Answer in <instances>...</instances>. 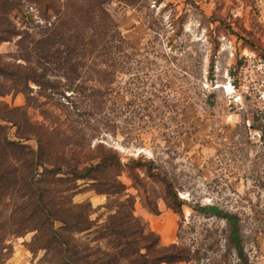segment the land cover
I'll use <instances>...</instances> for the list:
<instances>
[{"label": "rangeland", "instance_id": "1", "mask_svg": "<svg viewBox=\"0 0 264 264\" xmlns=\"http://www.w3.org/2000/svg\"><path fill=\"white\" fill-rule=\"evenodd\" d=\"M46 7L45 0H22L11 12L23 36H46ZM104 7L125 39L116 44L124 45L123 51L114 50L112 91L82 98L80 111L70 118L65 98L31 82L32 92L0 95V114L8 104L26 110L33 123L56 121L58 139L78 138L83 155L95 147L116 150L123 162L140 156L144 165L154 161L185 201L182 214L167 206L162 184L140 169L143 185L126 168L120 179L127 187L123 198L133 196L135 214L158 234L160 244H176L187 258L162 264H264V103L254 89L264 75L258 68L264 64V0H106ZM82 9L89 5L73 2L70 11ZM18 38L2 42L0 55L17 64L28 58L27 64L36 66L34 54L26 57L18 50ZM49 60L41 59L38 68L44 80L52 72ZM87 80L84 86L93 83ZM10 84L0 75V90ZM0 125L13 139L20 132L12 122L0 120ZM81 129L84 134L76 136ZM25 143L37 148L35 140ZM12 197L0 207L4 216L14 209L17 195ZM85 200L98 208L92 218L102 223L109 213L106 194L75 196L77 202ZM198 204L239 215L243 258L229 240L226 219ZM8 230L9 256L1 264H37L44 251L29 248L35 231Z\"/></svg>", "mask_w": 264, "mask_h": 264}, {"label": "trees", "instance_id": "2", "mask_svg": "<svg viewBox=\"0 0 264 264\" xmlns=\"http://www.w3.org/2000/svg\"><path fill=\"white\" fill-rule=\"evenodd\" d=\"M21 1L0 0V44L19 37L16 45L20 53L24 50L26 57L34 54L38 64L28 65V58L24 59V64L12 63L0 55V75L11 81L0 90V95L13 90L32 92L30 83L33 82L40 89L48 87L54 96L65 98L71 118L80 111L78 104L82 98L111 92L114 50L123 51L124 45L116 44H124L125 39L104 7L106 0H45L47 7L43 17L49 26L46 36L38 39L23 36L11 18V12L18 9ZM29 1L39 4L42 0ZM73 2L81 7L89 5V10L72 14ZM88 31L92 32L90 36L82 35ZM44 57L52 59L49 60L52 72L45 80L44 73L38 69ZM87 79L93 81L90 86H84ZM86 89L91 93L86 94ZM3 107L5 112L0 114V120L12 122L20 132L13 139L6 127L0 125V207L6 208L7 198L17 195L8 217L2 214L4 209L0 211V264L9 256L5 253L9 248L5 243L8 229L9 233L17 235L35 231L29 248L44 251L37 264H162L187 259L176 244H160L158 234L148 229L135 214L132 195L123 198L127 187L120 176L124 168L136 183L143 185L137 171L140 169L145 177L162 184L167 206L182 214L185 201L178 197L174 186L160 167L154 166V161L148 160L144 165L140 156L137 160L130 158L123 162L116 150L95 147L83 155L80 150L83 143L78 138L68 140L71 136L65 135L58 139L55 134L59 130L54 129L56 121L44 126L33 123L28 112L20 107L9 108L8 104ZM82 131L78 130L76 136ZM29 140H35L37 148L25 143ZM88 191L107 196L104 207L109 213L102 223L92 218L98 208H94L90 200L75 201L77 194ZM148 206L156 212L152 202H148ZM198 207L226 219L230 226L229 240L243 258L239 215L215 205L198 204ZM83 233H87L86 238L81 236Z\"/></svg>", "mask_w": 264, "mask_h": 264}, {"label": "built area", "instance_id": "3", "mask_svg": "<svg viewBox=\"0 0 264 264\" xmlns=\"http://www.w3.org/2000/svg\"><path fill=\"white\" fill-rule=\"evenodd\" d=\"M258 68H264V64L263 63L258 64ZM254 89L257 92L259 100L264 103V75L260 79V81H258V83L255 84Z\"/></svg>", "mask_w": 264, "mask_h": 264}]
</instances>
